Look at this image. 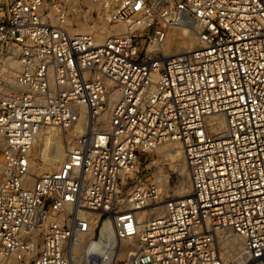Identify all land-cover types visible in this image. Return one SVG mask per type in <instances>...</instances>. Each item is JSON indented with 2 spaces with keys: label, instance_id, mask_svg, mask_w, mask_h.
Listing matches in <instances>:
<instances>
[{
  "label": "built area",
  "instance_id": "built-area-1",
  "mask_svg": "<svg viewBox=\"0 0 264 264\" xmlns=\"http://www.w3.org/2000/svg\"><path fill=\"white\" fill-rule=\"evenodd\" d=\"M89 1L102 39L69 0H0V264H264V0ZM54 127L68 158L34 176ZM166 145L185 196L140 171Z\"/></svg>",
  "mask_w": 264,
  "mask_h": 264
},
{
  "label": "rangeland",
  "instance_id": "rangeland-1",
  "mask_svg": "<svg viewBox=\"0 0 264 264\" xmlns=\"http://www.w3.org/2000/svg\"><path fill=\"white\" fill-rule=\"evenodd\" d=\"M74 5L78 6V13L75 16L73 15L74 17L71 16L73 30L78 32L97 30L100 34V39L112 33L110 28L104 26L96 9L89 11V0H69L68 7L71 8ZM199 44L194 38H184L181 33L172 32L165 48L168 54H178L195 48ZM62 133L64 134V142H60V149L57 152L58 157L42 153L40 151L41 141L35 145L33 155L37 160H34V176L55 167L56 163L61 164L59 156L72 144L71 141L74 139L73 132ZM43 158L47 160L44 161ZM140 171L145 178L152 181L156 180L165 195L169 197L185 196L191 192L189 168L184 152L179 146L166 145L149 154H145L140 161ZM182 188H184L185 193L180 194ZM120 260H122L121 257Z\"/></svg>",
  "mask_w": 264,
  "mask_h": 264
},
{
  "label": "bare ground",
  "instance_id": "bare-ground-1",
  "mask_svg": "<svg viewBox=\"0 0 264 264\" xmlns=\"http://www.w3.org/2000/svg\"><path fill=\"white\" fill-rule=\"evenodd\" d=\"M52 5V4H51ZM66 133V132H73L74 133V136L76 135L75 132L76 130L74 129H69L67 131H63L59 128H51V129H47V130H44L42 131L37 139H36V142H35V145L38 144L40 141H41V145H40V151L42 153H45L46 155H52L54 157H58L57 155V152L59 151L60 149V142H64L63 140V133ZM72 144L69 145V147L63 152V154H61L59 156V159H60V163H56L55 165H62L68 158V153H69V150L71 149L72 145H73V142H74V139L73 141H71ZM34 152V151H33ZM33 160H37L34 155H33ZM44 161H46L47 159H44ZM50 168V167H48ZM43 172H41L40 174H42ZM181 188V187H180ZM179 192V191H178ZM181 193H185L184 191V188L181 189ZM107 227H108V230H109V236H110V239L114 238V233L111 231V228H110V224L107 223ZM131 248L129 247V245H127L125 247V249H123L120 257L122 258V260H125V258L128 259L129 257V250Z\"/></svg>",
  "mask_w": 264,
  "mask_h": 264
}]
</instances>
